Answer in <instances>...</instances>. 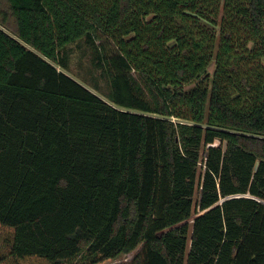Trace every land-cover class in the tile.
I'll use <instances>...</instances> for the list:
<instances>
[{
    "label": "trees",
    "instance_id": "trees-1",
    "mask_svg": "<svg viewBox=\"0 0 264 264\" xmlns=\"http://www.w3.org/2000/svg\"><path fill=\"white\" fill-rule=\"evenodd\" d=\"M0 229V264H264V0H0Z\"/></svg>",
    "mask_w": 264,
    "mask_h": 264
},
{
    "label": "rangeland",
    "instance_id": "rangeland-1",
    "mask_svg": "<svg viewBox=\"0 0 264 264\" xmlns=\"http://www.w3.org/2000/svg\"><path fill=\"white\" fill-rule=\"evenodd\" d=\"M99 39H97L96 44L99 46L105 47L109 52L112 50V42L104 34L99 33ZM70 68L71 71L79 78L86 81L90 85H97L104 92H109V85L102 74V71L96 68L93 64V49L86 41H81L77 44H74L70 47ZM210 74L212 75L215 70V65H211ZM199 172H202L200 170ZM198 197V194L196 195ZM196 216L188 220L190 226L193 224V221ZM7 233L0 229V251L4 248V241L7 237ZM139 247L136 251L123 254L116 259L109 260L100 264H131V261L140 251ZM80 264H89L88 259L84 258V255L78 257L76 260ZM19 264H47L44 259L38 257H31L19 260Z\"/></svg>",
    "mask_w": 264,
    "mask_h": 264
},
{
    "label": "water",
    "instance_id": "water-1",
    "mask_svg": "<svg viewBox=\"0 0 264 264\" xmlns=\"http://www.w3.org/2000/svg\"><path fill=\"white\" fill-rule=\"evenodd\" d=\"M226 148H227V145L225 144L224 149L226 150Z\"/></svg>",
    "mask_w": 264,
    "mask_h": 264
}]
</instances>
